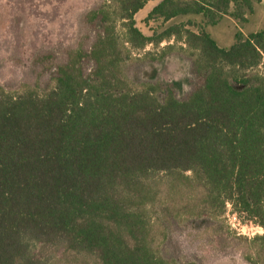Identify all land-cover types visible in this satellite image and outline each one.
Listing matches in <instances>:
<instances>
[{
    "label": "trees",
    "instance_id": "trees-1",
    "mask_svg": "<svg viewBox=\"0 0 264 264\" xmlns=\"http://www.w3.org/2000/svg\"><path fill=\"white\" fill-rule=\"evenodd\" d=\"M149 1L90 9V44L66 53L49 86L0 85V264H196L162 254L168 225L228 206L264 230V27L236 30L228 47L206 29L247 22L261 0H158L147 25L201 19L146 35L135 15ZM171 51L191 64L182 97L128 76V62ZM248 242L245 259L264 264V233Z\"/></svg>",
    "mask_w": 264,
    "mask_h": 264
},
{
    "label": "rangeland",
    "instance_id": "rangeland-1",
    "mask_svg": "<svg viewBox=\"0 0 264 264\" xmlns=\"http://www.w3.org/2000/svg\"><path fill=\"white\" fill-rule=\"evenodd\" d=\"M103 1L106 0H0V85L10 92L25 86H49L55 66L65 60L66 53L72 48L80 45L87 47L90 44L91 26L85 22L84 17ZM156 1H149L135 15L137 27L146 35H150L152 29L160 31L168 25L188 19H201L200 15H186L167 21L161 28L158 22L147 25L143 19ZM257 17L258 14L251 15L249 22L243 25L244 33L251 32L259 25L260 22L255 19ZM231 20V17L226 16L209 27V32L219 46H223V42L219 40L218 34H222L225 41H233ZM190 29L195 30V27L190 26ZM118 30L122 32L120 26ZM168 43L172 41H164L157 48L149 44L144 50L159 52ZM138 53L141 51H134V55L138 56ZM86 68L90 69V63ZM190 70L189 58L175 51L166 53L161 60H133L126 66L131 78L160 79L172 84L180 97L192 88ZM232 211L228 206L218 220H172L161 247L162 254L180 263L251 264L245 259V255L253 256L254 253L248 241L263 234L264 230L242 221L241 217V226L234 229L226 217Z\"/></svg>",
    "mask_w": 264,
    "mask_h": 264
},
{
    "label": "crops",
    "instance_id": "crops-1",
    "mask_svg": "<svg viewBox=\"0 0 264 264\" xmlns=\"http://www.w3.org/2000/svg\"><path fill=\"white\" fill-rule=\"evenodd\" d=\"M157 2V1H156ZM155 4V3H154ZM153 4V5H154ZM152 5V6H153ZM151 6V7H152ZM151 9V8H150ZM149 9V10H150ZM148 10V11H149ZM257 15L258 14V17L257 18H255L256 20H258L260 23H258L259 25L258 26H256V27H254L253 29L254 30H252V31H256V30H258V29H261V28H263L264 27V17H263V14H264V0H261L259 3H257V4H255L254 5V9H253V12H252V14H249L248 16H247V18H248V20H247V22H245V23H243V24H240V23H238L235 19H233V18H231L232 20H231V24H232V26H233V28H234V31H233V37H234V33H235V31L236 30H241L242 31V28H243V25L244 24H246V23H248L249 22V19H250V17H251V15ZM226 16H224L223 18H225ZM227 17H229V16H227ZM223 18L221 19V20H223ZM220 20V21H221ZM253 21V20H252ZM219 23V22H218ZM241 25H242V27H241ZM209 27L210 26H207L206 27V29H207V31H209ZM251 31V32H252ZM243 32V31H242ZM244 33V32H243ZM211 34V33H210ZM244 34H247V33H244ZM218 37H219V40L220 41H222L223 42V46H220V47H228V46H230L231 44H232V42L233 41H229V40H226L225 41V39H224V37H223V35L222 34H218ZM216 41V40H215ZM217 42V41H216ZM218 44V43H217Z\"/></svg>",
    "mask_w": 264,
    "mask_h": 264
},
{
    "label": "built area",
    "instance_id": "built-area-1",
    "mask_svg": "<svg viewBox=\"0 0 264 264\" xmlns=\"http://www.w3.org/2000/svg\"><path fill=\"white\" fill-rule=\"evenodd\" d=\"M227 219H228V222L229 224L234 228V229H238V227L241 226V222H240V218L238 216V214L236 212H228L227 215H226ZM256 228H259V229H263L259 226H256Z\"/></svg>",
    "mask_w": 264,
    "mask_h": 264
}]
</instances>
